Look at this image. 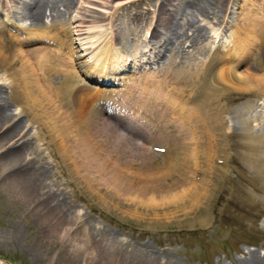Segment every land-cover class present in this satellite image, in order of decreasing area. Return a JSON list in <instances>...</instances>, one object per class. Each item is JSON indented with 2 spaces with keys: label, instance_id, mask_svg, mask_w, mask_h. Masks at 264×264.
Wrapping results in <instances>:
<instances>
[{
  "label": "bare ground",
  "instance_id": "1",
  "mask_svg": "<svg viewBox=\"0 0 264 264\" xmlns=\"http://www.w3.org/2000/svg\"><path fill=\"white\" fill-rule=\"evenodd\" d=\"M5 2L4 5L0 0L7 16L14 20L22 18L28 26H17L19 33L11 45L0 30V63L9 69L7 74L12 71V81L8 85L11 91L7 88L0 97V159L12 171L8 184L12 194L31 196L35 193L36 199L43 201L42 206L38 203L36 211L43 209L39 215L44 228L51 227L58 233L63 227H57L60 217L77 213L71 212L61 193L53 189L41 190L42 173L28 155L30 149L34 151L32 139L37 134L38 137L46 136L42 132L41 116L37 113L33 116L32 123H37L33 131L34 127L28 128L26 121L21 119L26 110L23 105L16 113L9 108L13 99L23 103L26 96L29 102L39 89L42 97L45 96L41 100H58L56 109L52 111L48 107L52 113H46L50 112V125L63 130L64 140L60 143L63 150H59L58 155L63 163L71 164L66 172L74 177L73 183L83 182L97 192L101 200L105 194L98 191L99 186L105 187L112 199L117 197L126 203L132 202L138 219L146 218L147 212L160 219L159 215L165 217L159 213L168 208L165 206L174 203L182 207L191 200L196 201L188 205V210L182 207V215L186 217L199 210L211 194L214 175L221 172L216 160L225 159L215 156L210 165L208 153L210 149L213 152L222 150L217 147L218 143L226 148L231 128L245 129L240 130L241 135L250 140L246 148L251 150L246 159L250 168L264 178V117L255 118L253 112L247 115L251 109L257 110V101L232 109L228 106V96L236 89L240 96L264 95V0H241L237 10L233 8L235 0H143V6L133 8L130 7L133 0ZM77 4L80 5L79 15L71 17ZM121 8L135 24L130 30L138 41L130 51L133 61L143 63V67H136L138 73L134 74H126L127 68L120 66L122 53L115 47L126 31L123 29L131 28L129 22L116 24L113 21ZM45 18L49 19L48 23ZM102 21H107L109 31L101 36L91 35L98 33L92 30L102 26ZM71 24L79 39L90 37L91 45L86 48L91 50L89 56L76 51L77 46L71 47L74 42L70 34L75 32ZM211 28L218 32L227 29L222 47H216L209 40L214 38L209 33ZM142 30L149 36L143 37ZM41 40H44L41 47L23 48ZM64 45H71L68 57L63 54ZM20 57L23 63L18 69L14 63ZM144 64L149 65L144 67ZM240 67L244 69L238 70ZM58 75L62 76L58 78ZM143 75V94L136 91V96L133 87ZM91 83L96 86L91 87ZM241 83L245 90L234 87ZM261 108L264 111V104ZM124 112L133 115L130 122L118 121L117 117ZM252 119L259 121L260 134H254L253 128L248 126ZM145 127L154 130L144 136L150 140L133 139L132 133ZM176 129H184L185 134L188 131V139L194 144L188 148L189 156H181L178 146L187 135L184 138L178 132L174 134ZM208 134L212 141L210 148L206 145ZM97 135L101 139L97 140ZM175 137L178 142L173 139ZM149 141L165 145L166 152L163 155L155 152L146 145L151 143ZM45 145L48 147L49 142ZM79 158L81 164L76 160ZM170 164H176L174 171L169 170ZM210 166L214 175L208 171ZM191 175L192 183L186 192L184 186ZM183 192L186 195L180 196ZM45 210L48 216H43ZM72 218L74 224L79 223L68 238L67 249L76 260L84 256L90 264H177L172 260L161 261L152 250L130 249L114 232L104 228L96 230L95 225L86 226L81 216L73 215ZM96 240L98 243L93 250L85 253L84 243L90 248L89 242ZM239 264H264V253L246 252Z\"/></svg>",
  "mask_w": 264,
  "mask_h": 264
},
{
  "label": "rangeland",
  "instance_id": "2",
  "mask_svg": "<svg viewBox=\"0 0 264 264\" xmlns=\"http://www.w3.org/2000/svg\"><path fill=\"white\" fill-rule=\"evenodd\" d=\"M79 1L81 2L82 0H78V3ZM240 1L235 0L236 5L233 6L235 10H237ZM113 4L110 2V5ZM78 5H75L76 8L72 10L71 17L79 15L78 12L80 10L78 7L80 5ZM132 6H143V0H133L130 7L133 8ZM95 7L99 8L98 5H95ZM115 15L116 17H113V21L116 24H128L127 22H129L131 25L130 29H123L126 31L121 35L122 39L115 47L121 51V59H124L126 56L132 59L133 55L130 51L134 49L138 42L134 39L136 38V34L130 31L135 24L124 14L123 8L119 9ZM118 16L119 18H117ZM5 18L7 19L8 17L5 16ZM14 21L18 26H28V22L22 18H15ZM45 21L48 23L49 19L45 18ZM101 25L96 30H92H98L97 32L101 33L98 35V33L94 32L91 35L97 34V36H101L103 32L109 31L107 21H102ZM73 26L71 24V29H73ZM0 29L7 39L8 37L15 38V31H12L13 33L10 36V31L7 32L4 25H0ZM73 30L75 32L71 33L70 37L74 43L72 46L64 45L63 54H66L67 57L70 56L68 52L70 46H77L78 48L76 49L81 50V53L90 52L91 50H84L85 47L87 48L91 45L88 42L90 37L82 41L75 34L76 29ZM216 31V29L211 28L209 33L213 35ZM219 32L221 35L228 33L227 29L219 30ZM141 33L143 37H146L148 34L146 30H142ZM21 35L25 34L22 33ZM209 40L212 43L214 42L213 44L216 47H222L223 43L221 42L218 46L215 38L212 37ZM43 41L31 43L29 44L30 46H24L23 48L33 49L41 47L43 46ZM11 42L7 40V44L11 45ZM12 49L9 50L10 55H12L11 52H14ZM22 59L20 57V60L16 61V64L14 63L16 68L21 69ZM59 62L55 61L54 63ZM72 64L74 63L72 62ZM3 66L4 63H0V97L12 81V77H10L12 71L10 70L9 74H7L9 69ZM243 69L244 67H240L238 70L242 71ZM61 76L58 75V78ZM58 78H55L57 82ZM78 78L80 77L78 76ZM139 78V83L136 84V87H133L132 92L135 93L137 91L138 94L141 92L143 94L142 88L145 76H139ZM18 83L20 82L18 81ZM90 86L93 87V85ZM234 87H239L242 90L246 89L242 83ZM18 89L21 90L22 87ZM41 92L39 89L36 92L37 94L39 93V96L35 94L36 96L32 97L29 102L26 96L22 99L23 103H19L13 99L9 104V108L16 113L20 111L21 105H23L26 110L21 114V119L24 122L26 121L28 128L34 127L33 131L37 129L35 128L37 123H32L33 116L36 113L41 116L42 132L46 136L38 137L37 134V137L31 141L34 151L30 149L28 152L29 157L34 159L32 162H34L35 167L42 173V177L39 180V183L42 185L41 190L53 189L61 193V196L65 197L66 205L70 207L71 212L74 213L76 211L77 214L74 213L73 215L83 217L82 219L86 221V226L95 225L96 230L104 228L114 232L116 236H120L119 239L125 245H129L130 249L143 248L152 250L163 262L172 260L177 264H239L240 260L245 257L246 252L264 253V178L255 172L254 169L250 168L248 164L249 162L246 158L251 150L246 148V144L250 140L246 136L241 135V131L245 130L244 128H231L228 130V145H226V148L223 146V143H218L217 147L222 148V150L213 152L210 149L207 157L210 160V165L214 163L215 156L225 157V159H221L223 163L218 162L219 159L216 160V164L221 169L220 173L218 172L214 175L213 172L215 171H211V166L208 168V171H211L216 179L214 186L211 187L210 196L207 197L205 204L198 208L199 210L190 212L186 217L182 215V207L188 210V205L196 201L191 200L182 207H180L181 205L175 206L174 203L165 206L168 208L159 211L165 217L159 215L160 219L155 218L157 216L148 212L145 214L146 218L138 219L139 217L136 216V212L134 213L132 210V202L126 203L123 199L119 200V198L113 195L114 199H112L111 195L107 194L105 187L99 186L98 191L105 194L104 199L101 200L97 192L87 188L83 182L73 183L74 177H71L66 172L70 169L71 164L68 165V162L63 163L62 158L58 155L59 150H63L61 148L62 144H60L64 140L62 136L63 130L60 127L55 129L50 125L49 113H52L56 109L58 100L55 98L41 100L45 97H42ZM137 92L135 93L136 96L138 95ZM188 95L185 96V99ZM36 97L38 98L36 99ZM228 97L230 98L229 109L241 104L245 106L246 102L253 101L254 103L256 100L258 104L257 110L254 109L253 111L251 109L247 112V115L251 116L253 112L255 118L258 115L264 117V111L261 108L264 104V95L256 96L249 94L240 96L237 94L236 89ZM46 111L50 112L46 113ZM253 119L249 122L248 126L253 128L254 134H260L261 125L258 120L253 121ZM177 130L174 134L178 132L184 138L188 134V131H186V134L184 133V129ZM142 131L140 134L133 133L131 136L137 141H140V139L149 140L143 137L142 134L148 135L150 132H154L153 129L149 130V128L142 129ZM188 136L185 139H181L183 142L176 141L178 135L173 138L174 140L176 139L175 141L178 142V146L181 147L180 151L183 157L189 156L188 148L194 146L188 139ZM206 138V141L209 142L206 145L210 148L212 142L210 134ZM99 139L101 138L97 135V140ZM44 140L45 142H43ZM47 142H49L48 147L45 145ZM171 142L174 143L172 140ZM43 143L44 146L42 145ZM262 146H264V143H262ZM76 160L80 164L82 163L81 158ZM175 167L176 164L168 166L170 171H174ZM11 173L10 168L5 166L3 160L0 159V264H90V261L87 262V257L84 258L81 255L79 260L74 259L70 254V250L67 249L68 238L71 237L79 221L77 224H74L73 215L66 214L60 217L57 223V227L63 226L60 232L57 233L51 227L44 228L41 221L42 217L39 215L41 214L39 211L41 212L43 209L41 208V210L36 211L39 206L38 203H41L40 205L42 206L43 201L39 202L36 199L37 195L35 193L34 195L32 193L31 196L12 194L9 188L10 185H8ZM192 178L193 176L191 175L186 187L184 186L185 191L190 186V183H192ZM178 191L177 193L179 194L180 192ZM174 192L175 190L171 193ZM185 193H181L180 196H183ZM148 197H150V194H148ZM104 200H108V202L105 203ZM116 203L118 204L115 205ZM180 203L178 202L177 204ZM141 210L144 211L143 208ZM43 214V216H48L46 210L43 211ZM200 218L205 219V221L203 223L200 222ZM171 219L172 221H170ZM64 231L67 233H64ZM97 240L89 242L88 247L90 248H87V244L84 243L83 248L86 251L84 252L88 253V250L92 251L93 246L98 243ZM102 264H106V262H102Z\"/></svg>",
  "mask_w": 264,
  "mask_h": 264
}]
</instances>
